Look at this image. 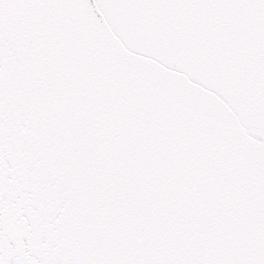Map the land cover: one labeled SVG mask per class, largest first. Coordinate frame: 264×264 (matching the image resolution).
<instances>
[{
    "label": "snow or ice",
    "instance_id": "1",
    "mask_svg": "<svg viewBox=\"0 0 264 264\" xmlns=\"http://www.w3.org/2000/svg\"><path fill=\"white\" fill-rule=\"evenodd\" d=\"M0 264H264V0H0Z\"/></svg>",
    "mask_w": 264,
    "mask_h": 264
}]
</instances>
